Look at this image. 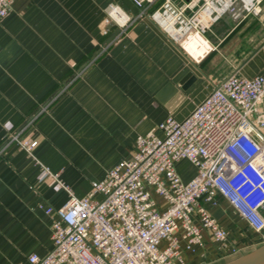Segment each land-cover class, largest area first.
Listing matches in <instances>:
<instances>
[{"label":"crops","instance_id":"1","mask_svg":"<svg viewBox=\"0 0 264 264\" xmlns=\"http://www.w3.org/2000/svg\"><path fill=\"white\" fill-rule=\"evenodd\" d=\"M253 3L259 11L235 3L212 21L203 35L213 49L195 61L148 15L110 26V6L137 12L130 0L11 1L0 19V264L49 252L57 214L45 208L61 207L65 188L83 198L167 115L183 120L233 73H264V0ZM201 39L186 46L193 57ZM15 131L35 141L38 162L7 141ZM175 168L183 182L195 174L186 159ZM205 206L226 230V247L204 231L202 246L182 251L184 264H223L264 242L224 200Z\"/></svg>","mask_w":264,"mask_h":264},{"label":"built area","instance_id":"2","mask_svg":"<svg viewBox=\"0 0 264 264\" xmlns=\"http://www.w3.org/2000/svg\"><path fill=\"white\" fill-rule=\"evenodd\" d=\"M11 1L0 0V19ZM130 1L134 15L109 7L110 26L125 29L148 15L195 61L212 51L203 33L218 16L235 3L259 11L253 0ZM192 37L205 39L198 57L184 47ZM7 141L38 162L34 140L15 131ZM184 159L195 168L185 182L175 168ZM65 190L61 207L45 208L57 214L52 248L43 256L30 254L28 264H184L182 251L202 246L204 231L226 247V230L205 206L220 200L264 240V73L227 76L183 120L169 114L139 136L131 156L109 169L94 191L79 198Z\"/></svg>","mask_w":264,"mask_h":264},{"label":"water","instance_id":"3","mask_svg":"<svg viewBox=\"0 0 264 264\" xmlns=\"http://www.w3.org/2000/svg\"><path fill=\"white\" fill-rule=\"evenodd\" d=\"M120 32H121V29H120V28H116V29L114 30V32H113L112 34H110L109 37L104 41V42H105L104 45H107V44L111 43V41H113L114 38H115ZM98 52H99V51H97V53H98ZM97 53L94 54L93 57H95V56L97 55ZM85 65H86V63L82 64V65L78 68L77 72H79V71L81 70V68H83ZM74 76H75V73L71 74V75L69 76V78L65 81L64 84L69 83V82L74 78ZM182 88H183V87H182ZM59 91H60V89L57 90V91L52 95V97H55ZM50 100H51V98L48 99V100L45 102L44 106H45ZM223 264H264V243L261 244V245H259L258 247H255L253 250H251V251H249V252H246V253H244V254L238 256L236 259L231 260V261H228V262H225V263H223Z\"/></svg>","mask_w":264,"mask_h":264},{"label":"bare ground","instance_id":"4","mask_svg":"<svg viewBox=\"0 0 264 264\" xmlns=\"http://www.w3.org/2000/svg\"><path fill=\"white\" fill-rule=\"evenodd\" d=\"M196 37H192V38H189V39H187V41L184 43V47H185V49L187 50V48H186V46L191 42V41H193L194 39H195ZM202 38V37H201ZM203 39V38H202ZM188 52V51H187ZM189 53V52H188Z\"/></svg>","mask_w":264,"mask_h":264},{"label":"rangeland","instance_id":"5","mask_svg":"<svg viewBox=\"0 0 264 264\" xmlns=\"http://www.w3.org/2000/svg\"><path fill=\"white\" fill-rule=\"evenodd\" d=\"M155 198H156V201H159V202L161 201V197H160V196H157V195H156ZM263 215H264V210H263ZM263 243H264V242H263ZM263 243H262V244H263ZM258 246H259V245H258ZM258 246H256V247H258Z\"/></svg>","mask_w":264,"mask_h":264}]
</instances>
